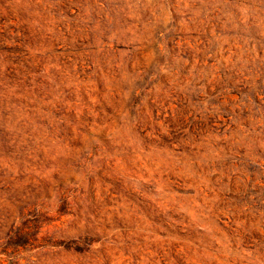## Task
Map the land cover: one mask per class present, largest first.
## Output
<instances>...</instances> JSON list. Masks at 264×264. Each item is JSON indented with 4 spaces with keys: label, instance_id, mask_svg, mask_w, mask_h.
<instances>
[{
    "label": "rangeland",
    "instance_id": "obj_1",
    "mask_svg": "<svg viewBox=\"0 0 264 264\" xmlns=\"http://www.w3.org/2000/svg\"><path fill=\"white\" fill-rule=\"evenodd\" d=\"M0 264H264V0H0Z\"/></svg>",
    "mask_w": 264,
    "mask_h": 264
}]
</instances>
